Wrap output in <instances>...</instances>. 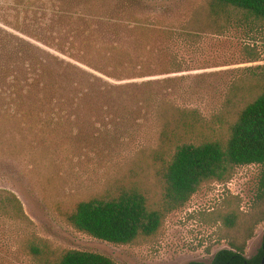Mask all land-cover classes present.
<instances>
[{"label":"rangeland","instance_id":"374dc122","mask_svg":"<svg viewBox=\"0 0 264 264\" xmlns=\"http://www.w3.org/2000/svg\"><path fill=\"white\" fill-rule=\"evenodd\" d=\"M208 1L0 0V191L14 193L26 214L0 210V264H38L31 243L55 254L99 252L116 264H209L221 249L244 245L251 258L264 247L255 164L236 167L227 182H204L157 234L129 244L80 232L67 219L79 201L123 185L138 186L156 206L161 122L176 106L210 117L240 75L264 64V30L222 31ZM246 46L261 60L248 61ZM117 49L124 57L112 59ZM83 53L117 69L98 72L78 60ZM62 61L106 80L103 92L61 87ZM227 137L226 127L203 136Z\"/></svg>","mask_w":264,"mask_h":264},{"label":"trees","instance_id":"16d2710c","mask_svg":"<svg viewBox=\"0 0 264 264\" xmlns=\"http://www.w3.org/2000/svg\"><path fill=\"white\" fill-rule=\"evenodd\" d=\"M207 10L222 31L231 25L246 27L250 33L264 30V0H209ZM245 52L248 61L261 60L254 47L246 46ZM110 55L112 59L124 57L119 49ZM88 57L83 53L78 60L104 74L111 68L117 69L115 65H109L106 58L96 64L90 55ZM55 76L62 81L63 84L58 83L61 87L66 84L88 86L83 88L84 94L89 89L103 92L106 83L98 74L64 61L57 63ZM226 93L224 104L210 117L198 108L176 106L161 122L159 144L153 158L161 163L157 174L163 191L156 206L150 205L148 197L138 186L123 185L115 195L79 201L67 216L68 222L78 231L95 238L114 244H129L140 236L157 234L166 217L183 208L204 182H227L236 167L252 164L259 166L255 204L263 209V219L264 64L250 67L249 72L240 75ZM216 127H226L228 137L203 138ZM200 137V143L189 142ZM173 146L175 151L170 155L169 149ZM8 206L14 207L19 215H26L14 193L4 196L0 191V210L7 211ZM231 218L234 220L236 216L226 218V224H233ZM29 247L38 264H116L110 256L94 251L67 249L55 254L33 243ZM263 256L264 247L256 256L248 258L244 245H234L219 250L209 264H259ZM187 264L206 263L194 260Z\"/></svg>","mask_w":264,"mask_h":264},{"label":"water","instance_id":"95a60500","mask_svg":"<svg viewBox=\"0 0 264 264\" xmlns=\"http://www.w3.org/2000/svg\"><path fill=\"white\" fill-rule=\"evenodd\" d=\"M259 264H264V256L263 258L261 259V262Z\"/></svg>","mask_w":264,"mask_h":264}]
</instances>
